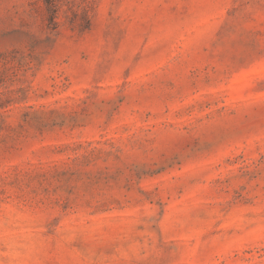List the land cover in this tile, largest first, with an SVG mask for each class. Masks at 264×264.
I'll return each mask as SVG.
<instances>
[{
    "label": "clouds",
    "instance_id": "clouds-1",
    "mask_svg": "<svg viewBox=\"0 0 264 264\" xmlns=\"http://www.w3.org/2000/svg\"><path fill=\"white\" fill-rule=\"evenodd\" d=\"M0 264H264V0H0Z\"/></svg>",
    "mask_w": 264,
    "mask_h": 264
}]
</instances>
